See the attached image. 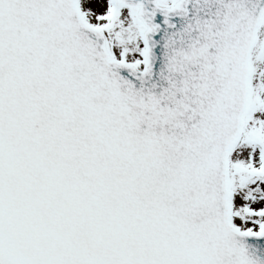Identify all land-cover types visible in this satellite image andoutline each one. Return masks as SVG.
Returning <instances> with one entry per match:
<instances>
[{
  "label": "snow or ice",
  "instance_id": "1",
  "mask_svg": "<svg viewBox=\"0 0 264 264\" xmlns=\"http://www.w3.org/2000/svg\"><path fill=\"white\" fill-rule=\"evenodd\" d=\"M0 264H264V0H0Z\"/></svg>",
  "mask_w": 264,
  "mask_h": 264
}]
</instances>
